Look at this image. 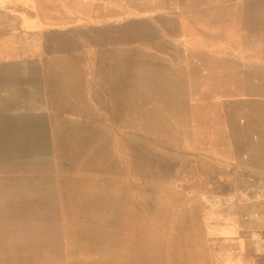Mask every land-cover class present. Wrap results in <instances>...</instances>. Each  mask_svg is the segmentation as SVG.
<instances>
[{"label":"rangeland","instance_id":"1","mask_svg":"<svg viewBox=\"0 0 264 264\" xmlns=\"http://www.w3.org/2000/svg\"><path fill=\"white\" fill-rule=\"evenodd\" d=\"M103 1L0 0L5 112L32 110L24 101L35 102V83L25 78L34 59L120 43L129 58L126 133L122 115L121 130L118 118L111 121L116 129L93 155L75 159L63 146L49 160L37 146L0 144V264L262 261L264 209L244 217H257V225L237 224L241 211L227 203L235 195L201 190L186 176L187 155L203 139L215 140L214 128L222 134L242 117L263 120L254 112L264 110V13L237 6L263 2L229 0L197 12L178 3L169 11L168 1ZM75 12L91 17H70ZM136 61L143 64L141 88ZM233 240L238 255L231 261L222 254Z\"/></svg>","mask_w":264,"mask_h":264},{"label":"crops","instance_id":"2","mask_svg":"<svg viewBox=\"0 0 264 264\" xmlns=\"http://www.w3.org/2000/svg\"><path fill=\"white\" fill-rule=\"evenodd\" d=\"M69 1L80 5L97 6L96 4L102 0ZM158 1L171 2V5L164 6L169 11H176L178 3V7L183 5L192 7L197 12H204L213 7L217 10L222 9L224 3L229 0ZM232 1L263 2V4H238L237 6L240 7L239 9L247 6L253 13H264V0ZM81 15L91 17L90 14L76 12L70 17H81ZM92 16L98 17L102 14L95 13ZM128 62L127 43L123 46L120 43L113 47H110V44H102L88 50L86 55L82 52L61 53L28 62L32 69H30L31 74L25 78H30V81L35 83L30 84L35 102L30 104V101L25 100V104L33 106L32 110L21 112L22 114L18 115L10 114L0 108V144L8 148L15 144L37 146L41 157L45 156L49 160L54 153H60L63 146L74 155L75 159L79 158V154L87 153V150H89V155H93L94 147L97 144L104 145L103 139L106 134L110 135L116 129L117 124L114 125L111 121H116L118 118L119 130H121L122 115L125 122L123 130L126 133L125 119L128 114L129 97ZM174 62V59L167 60L169 65H173ZM135 66V80L136 83L137 81L140 83L141 88L143 64L136 61ZM24 88L28 87L24 86ZM141 96L142 92H140ZM17 97L20 96H16L15 99ZM135 97L138 102L137 92ZM4 113H8V116ZM254 113L264 115V110ZM205 130H208L206 126H204ZM213 130H215L212 134L215 140L203 139V143H200V150L187 155V158L190 156V168H187L189 174L186 178L190 183H198L201 190L215 188L214 193L235 195L229 198L227 203L231 207H237L238 213L239 210L241 211L242 215L240 214L241 216L237 217L235 222L242 225L246 213L264 209V201L256 197L264 195V117L259 123L242 117L235 127L226 128L224 130L226 132L222 134L218 132V128ZM97 134H100V143H97ZM19 139H25V141H18ZM208 169L213 172L206 175ZM197 170L199 173H195ZM192 171L194 172L191 173ZM195 192L203 193L204 190ZM241 195H251L253 200L250 197L251 201H239ZM225 208L227 209L228 206ZM257 220L260 219L249 218L244 220V224L257 225ZM223 224L228 225L225 222ZM261 240H264V236ZM229 242L231 243L230 253L222 254V256L231 258L232 261L234 256L238 255L237 250L234 249L237 244L234 240ZM261 257L263 260L256 264H264V254L257 258Z\"/></svg>","mask_w":264,"mask_h":264}]
</instances>
